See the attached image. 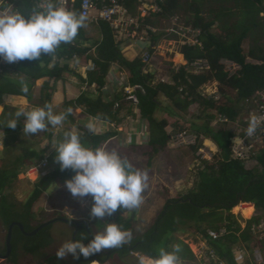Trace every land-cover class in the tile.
I'll return each instance as SVG.
<instances>
[{"label": "trees", "instance_id": "16d2710c", "mask_svg": "<svg viewBox=\"0 0 264 264\" xmlns=\"http://www.w3.org/2000/svg\"><path fill=\"white\" fill-rule=\"evenodd\" d=\"M1 1L2 11L9 9L11 14L19 12L25 16L44 11L50 2L57 6L56 0L46 2L45 8L39 7L41 0ZM230 2L235 5V9L226 6ZM98 4L100 5L99 2ZM122 4L133 17H139L142 27L148 25L157 27L161 19H171L189 6L194 13V18L188 25L192 24L194 29L201 30L199 41L202 42V46L186 45L182 54L190 65L198 60H206L210 69L201 74L190 75L186 71L187 68H181L178 73L173 74L174 85L154 84V75L144 72L146 64L142 58L129 60L124 55L120 47L121 42L117 38L118 32L110 22L87 20L88 24L97 28L101 39L90 38L83 27L73 41L62 43L54 53L42 55L37 61L25 59L12 64H0V105L6 95L25 97L30 100L34 84L40 80L43 82L44 91L48 90L46 103L51 105L52 93L49 91L55 90V86H50V80L58 82L66 73L75 75L81 84L88 87V90L75 100L65 101V111L62 113H67L66 119L73 123L74 117L71 111L84 108L85 114L89 117L116 125L125 124L129 118L135 121L145 120L150 133L149 145L153 149V156L165 149L172 140L167 132L168 121L159 120L156 117L157 111L163 110L172 117L181 118L192 104L198 103L200 106L198 120L204 122L193 123L191 130L196 133L198 142L210 139L218 146L219 160L213 165H208L205 161V168L198 170V182L195 187L186 195L168 200L154 225L146 232L130 237L129 244L124 243L107 255H93L84 261L81 260L84 258L81 256L78 260L76 259L77 264H91L94 261L105 264L108 257L114 254L124 258L132 252L141 253L156 261L162 250L173 251L174 244L180 246V252L177 253L179 259H192L194 255L189 246L176 238V235L184 232L189 224H194L197 232L203 236L220 262L242 264L234 252V247L242 244L244 249L240 250L251 253L248 259L250 263L257 250L264 251V237H260L264 232L262 230L264 225V150L255 154L250 151L249 160L234 159L233 148L236 146L237 139L240 138L238 133L230 130L228 126L238 121L242 111L250 112L251 101L259 93L264 92V49L256 45L249 54H246L243 49V43L248 37L258 33L260 29L264 31V16L261 17L264 14V0H157L156 5L160 11L152 12L146 17L140 15L139 7L142 3L139 0H125ZM69 9L80 14L81 0H75L72 5L70 3ZM205 14L212 19L207 20L203 16ZM234 17L238 18L232 22ZM219 22H225V24L220 26L222 34L218 35L213 28ZM149 34L153 42L158 40L156 33L149 31ZM259 37L255 38V44L259 42ZM153 52L154 50H151V53ZM82 57H86L87 62L94 65V68L87 72L86 77L70 67L71 62L78 61ZM248 57L255 59L258 63H249ZM223 60L233 62L240 69L234 75H230L225 71ZM114 65L129 71L128 83L133 89L130 94L125 93L124 89L114 95L104 93ZM211 81H217L223 87L232 88L236 91V98L229 97L222 88L220 101L202 96L200 87ZM25 85L28 88L27 93L22 91ZM181 88H183L182 91ZM94 90L95 93L92 92ZM161 95L172 104L164 106L160 101ZM68 109H71L70 113L67 112ZM136 109L138 114L135 112ZM18 110L20 109L5 108L0 121V133L4 135L5 151L8 154L11 153L9 156L11 160L7 165L9 167L0 169V221L7 230L12 223L20 222L26 232H32L40 226L32 224L35 204L44 197L58 178L65 182L75 173L72 169L61 170L59 166L58 170L45 175L36 184L34 192L22 209L9 200L5 191L13 186L20 173H27L30 168L46 159L47 153L46 149L36 150L26 146L27 148H23L19 156H14L11 147L13 148L14 145L18 147L19 140L21 141L24 117L20 118L15 129L8 127L7 124L16 119L14 115ZM9 113H14L13 118L7 117ZM216 120H219L221 124L217 130L212 125ZM246 134H242L241 139L245 138ZM117 135L118 132L93 134L91 131H85L80 137L84 146L96 149L101 148L106 141ZM48 137L51 141L52 136ZM206 143L215 149L216 146L211 141L207 140ZM191 148L195 152L199 146ZM245 161H255L256 166L248 169ZM242 204H253L262 213V216L250 220L244 230L231 214L233 208ZM224 213L227 214L224 216ZM112 219H115L122 230L130 232L132 219H124L118 214V210L112 216H108L107 220ZM226 221L228 222L225 225L226 232L221 234L223 226L220 223ZM53 224H48L33 237L23 234L19 227H15L12 238L13 250L8 263L18 264L19 257L24 254L43 260L48 259L47 264H67L62 259L58 260L56 256L47 258L44 254L45 250L54 243L50 234ZM95 225L102 228L105 224L101 219H96ZM73 227L76 229V226ZM210 232L217 233L218 237L214 238ZM92 233L91 226L86 228L84 224H81L76 239L87 244L94 236ZM6 252L5 240L4 246H0V254L5 255Z\"/></svg>", "mask_w": 264, "mask_h": 264}, {"label": "rangeland", "instance_id": "374dc122", "mask_svg": "<svg viewBox=\"0 0 264 264\" xmlns=\"http://www.w3.org/2000/svg\"><path fill=\"white\" fill-rule=\"evenodd\" d=\"M192 1V0H191ZM230 4V5H229ZM226 6L232 7L235 9V5L231 2ZM2 1L0 0V15L11 14L9 9L5 12L1 9ZM219 7V5H216ZM140 8V7H139ZM147 9V11L159 12L156 6L152 5H143L139 9L140 15L142 17L147 16L142 9ZM184 11L177 14L174 18L171 19H161L158 26H143L141 30H135L134 26H128L123 29L126 38L134 39L136 44L138 42L143 46V52H138V57L142 58L143 62L146 64L144 72L151 73L154 75L155 81L154 84L166 83L174 85L173 74L178 73L181 68H187L186 71L190 75H197L208 70L202 69L193 70L191 65L185 59L184 54H182L183 48L186 45L202 46V42L199 41L201 36V30L194 29L191 21L194 18V13L189 8L185 7ZM215 8V6H213ZM217 9V8H216ZM238 12V11H236ZM148 13V12H147ZM214 15V14H213ZM207 20L212 19L208 14L203 15ZM264 14L261 15V17ZM238 17H234L231 21H236ZM139 19V17H136ZM243 22V21H242ZM223 23H217L213 28V31L216 34H222L221 25ZM85 29L88 33V36L93 39L99 38V32L95 26L85 23ZM263 29V28H262ZM154 31L157 34L158 40L153 42L149 31ZM152 31V32H153ZM258 33L252 34L246 39L243 43V49L246 54H249V51L256 45L262 46L264 49V31L261 29L257 31ZM259 37V42L255 44L256 39ZM138 39V40H137ZM141 51V49H138ZM151 50H154L151 53ZM127 58V52L123 51ZM130 55V54H129ZM150 56L149 60H146L147 56ZM0 64L6 65L9 64L2 59H0ZM249 63L257 64L258 62L251 57H248ZM225 71L230 75H234L238 70V66H233L229 63H224ZM70 67L73 70H77L78 73L87 76V72L93 68L92 64L87 62L86 57L79 58L78 61H73L70 64ZM124 71L121 75L123 84L129 79V71L123 68ZM127 78V79H126ZM50 86H55L54 89H50L51 94V107L54 114H59L65 111L64 103L66 100H75L74 97L69 96L75 92L72 87L77 88L80 92L82 86L88 90L85 85L81 84L80 80L75 77V75H70L68 73L64 74V78L55 82V80H50ZM67 87L69 90L68 93H64V88ZM124 86V85H121ZM52 88V87H51ZM221 88L223 89L229 97L236 98L237 94L232 88L223 87L217 81H211L202 85L199 89L201 95L206 98H215L217 101L222 99ZM125 93H131L132 88L127 86L123 87ZM54 90V91H53ZM113 90V88L104 89V93L107 94L108 91ZM122 90V89H121ZM181 91L183 88L180 89ZM48 90L43 89V82L37 81L34 84L32 91V98L29 100L25 99V103H21L19 99H11L10 101L6 100L3 103H9V105L14 106L18 109H23L25 111H30L35 107H44L46 104V93ZM84 92V90L82 91ZM95 93V90L92 91ZM65 95V97H64ZM254 110L256 111H242L238 121H236L231 126H228L230 130L236 131L238 133V138L236 146L233 148V157L242 158L240 154L241 150L244 148V144L247 141V138L241 139L242 134H246L248 122L252 117H262L264 116V92L259 93L255 99ZM160 101L164 106H170L172 103L165 96H160ZM251 101V102H252ZM262 104L263 106L259 105ZM0 117L3 112V105H0ZM84 108H78L72 110L71 113L74 117V122H70L65 119L61 125L49 126L44 132H38L36 134L24 135L21 133V141L19 140L18 147H11L14 153V156L20 155L23 148H32L36 150H47L46 160L41 163V168L39 172H24L20 173L17 180L14 182L13 186L5 191V194L9 197L11 202H14L19 209H22V206L30 198L31 194L36 188V184L47 174L58 170L59 163L55 161L57 155L55 147L63 142L64 135L66 132L77 131L79 135H83L85 131H90L86 126L89 122H93L94 118L89 117L85 114ZM137 114L138 110L136 109ZM14 113L7 114L8 118H13ZM200 115V106L198 103L192 104L181 118L172 117L169 113L165 111H157L156 117L159 120H167L168 127L167 132L171 135V142L168 146L161 150L158 154L152 156L153 149L149 145L150 133L147 126V121L139 119L132 120L127 119L125 124L116 125L114 123L101 122L95 120L97 125L94 131H91L93 134H111L112 132H118V135L111 137L102 145V149L112 152H117L122 159H127L133 166V169H138L142 172H147L148 181L147 186L142 193V203L137 208L133 209H118V214L121 215L124 219H132V228L130 230V237L138 236L150 229L159 214L163 210L165 204L170 199H176L183 195H186L190 190H192L196 183L198 182V170L205 168L204 162L207 161L208 165L217 164L219 160V148L218 146L210 139H203L199 142L197 141V135L194 131L191 130V125L193 123L202 124L204 121L198 120ZM15 117V115H14ZM15 119V118H14ZM260 119V118H259ZM25 120V118H24ZM23 120V122H24ZM1 121V118H0ZM261 122V119H260ZM213 127L217 130L221 127L219 120H216L212 123ZM49 135L52 136V140H49ZM209 140L213 143L215 149L212 146L208 145L206 141ZM4 136L0 137V169H4L9 164V157L11 153L5 151L4 146ZM23 142V143H22ZM202 142V143H201ZM251 148H253V154L264 150V139L261 142L258 141H249ZM253 142V143H251ZM201 143V145L199 144ZM238 143V144H237ZM27 146V147H26ZM192 146H199L195 152L192 150ZM86 147V146H85ZM10 158V159H9ZM247 162V161H245ZM248 169L254 168L256 166L255 161H248L246 164ZM92 206V197L86 196L83 198L73 197L68 191L65 182L61 179H57V182L50 187L49 190L45 193L44 197L40 199L35 204L34 207V218H32V224L34 226L40 225L42 223L52 221L59 216L66 215L69 218L73 219H88L92 222V232L93 235L102 232L109 223H116L115 219L108 221V216L101 219L104 222V227L99 228L95 225V218L90 217V210ZM254 214L252 217H245L242 215V212L235 211L234 208L231 211L240 224L241 228L244 230L247 228L250 220L255 217L262 216V213L257 210L254 206ZM135 212V216H134ZM227 213H224V216ZM248 218V219H246ZM117 224V223H116ZM228 222L220 223L222 225L221 234H225L226 227L225 225ZM257 227V226H256ZM260 228V227H257ZM264 230V225L262 226ZM77 230V229H76ZM74 227L70 224H66L61 221H54V224L50 230V234L54 240V243L45 250L44 254L47 258L55 257V252L61 245L69 240L73 239L76 233ZM8 230L0 221V246L3 247L5 244L6 236ZM212 234V233H211ZM259 236V235H257ZM260 237H264V232ZM177 240L183 241L187 244L194 255V258L182 260L178 259V264H225L220 262L216 257L214 251L211 250V247L207 244L206 240L197 232L194 224H189L185 227V231L176 235ZM129 244V242H126ZM242 244H239L234 247V252L237 255L239 262L242 264H257L255 262V254L251 262L248 263L251 253L248 251L244 253L240 249H244ZM176 247V244L173 245V248ZM113 249H106L100 252V255H107ZM258 251V250H257ZM256 253V252H255ZM264 256V251L261 252ZM45 259V258H44ZM67 264H77L76 259L69 254L66 258L62 259ZM254 263H253V262ZM48 259H39L31 256L22 254L19 257L18 264H47ZM258 262H261V258H258ZM155 264V260L150 259L141 253H130L128 257H120L118 254H114L112 257H108V261L105 264ZM0 264H10L7 261L0 260ZM91 264H100L99 262H92Z\"/></svg>", "mask_w": 264, "mask_h": 264}, {"label": "clouds", "instance_id": "9594fccd", "mask_svg": "<svg viewBox=\"0 0 264 264\" xmlns=\"http://www.w3.org/2000/svg\"><path fill=\"white\" fill-rule=\"evenodd\" d=\"M87 19L88 17L83 13L77 14L63 7H57L51 2L47 4L44 11H37L29 16L19 12L0 15V59L9 64L25 59L37 61L42 55L54 53L62 43L73 41L78 31L85 26ZM222 62L237 66L227 60ZM238 68L240 69L239 66ZM22 91L27 93L26 85ZM70 111L71 109L67 110L69 113ZM66 116L67 113L54 114L51 105L46 104L44 107H35L30 111L18 110L15 113L16 119L9 121L7 126L15 129L17 122L24 117V135L36 134L44 132L49 126L61 125ZM86 127L94 131L97 127L95 120L89 122ZM257 127V119L252 117L247 128V135L251 136L255 133ZM55 150L57 153L55 161L59 163L61 170L72 169L75 173L65 181L71 195L80 198L92 197L91 218L103 219L106 216H112L118 209H133L142 203V193L147 186L148 174L133 169L132 164L127 159H122L117 152L85 147L77 131L66 132L63 142L59 143ZM253 150L252 148L250 151ZM45 160L43 159L27 172L37 168ZM63 220L77 221L62 215L40 226L54 223V221L70 224ZM78 222L83 224L84 221L78 220ZM129 239V232L122 230L116 223H109L87 244L80 239L65 241L55 255L58 260L66 258L69 254L77 260L81 256L88 258L106 249L118 248ZM179 252V245L171 252L162 250L155 264H178L177 253ZM259 257L262 262H258ZM8 259L0 260L8 263ZM255 259L257 264H264L261 251L256 252Z\"/></svg>", "mask_w": 264, "mask_h": 264}, {"label": "built area", "instance_id": "2783aa9c", "mask_svg": "<svg viewBox=\"0 0 264 264\" xmlns=\"http://www.w3.org/2000/svg\"><path fill=\"white\" fill-rule=\"evenodd\" d=\"M49 1L51 0H41L39 3V7L45 8L46 2H49ZM124 1L125 0H95V1L94 0H81V13H83L84 15L88 17L87 20L89 22H97L98 20H105L107 22H110L112 26H114L115 30H117L118 33L123 32V29H125V27H128V26H134L135 30H141L142 25L140 23V20L136 19V17H133L127 11V9L122 4L124 3ZM139 1L142 3L140 8H142L143 5H147V6L152 5V6H156L157 9L160 10L159 7L156 5L157 0H139ZM74 2L75 0H56L57 7H63L67 10H70L69 9L70 3L72 5ZM98 2L100 3V5L98 4ZM142 11L145 12L146 15L148 14L147 16L151 15V11H147L146 8L142 9ZM149 59H150V56L148 55L146 57V60H149ZM191 67L193 70H199V71H202V69H206V70L210 69L209 64L203 60L196 61L195 63L191 64ZM255 101L256 100L252 101V108H251L252 111H256L254 110V104H253ZM259 105L263 106L262 104H259ZM255 118L257 119L258 127L255 133H253L251 136L246 134L245 138H247V141L243 146L246 149L244 150L242 149L240 152V154L242 155V158L246 160H249V158L251 157V154L249 151L252 148L250 145H248L250 143L249 141L261 142L262 139H264V116L262 118L261 116L258 117L257 115ZM259 118L261 119V122ZM44 162L45 161H43V163ZM40 168H41V165H39L37 168L31 169L30 173H32L33 171L39 172ZM210 234L214 238L218 237L217 233L210 232Z\"/></svg>", "mask_w": 264, "mask_h": 264}, {"label": "crops", "instance_id": "0c3cea01", "mask_svg": "<svg viewBox=\"0 0 264 264\" xmlns=\"http://www.w3.org/2000/svg\"><path fill=\"white\" fill-rule=\"evenodd\" d=\"M174 18V17H173ZM92 25V24H91ZM126 34H125V32H121V33H118V36H117V38H118V41H120L121 42V49H122V51H125V52H127L128 54V56H130L131 58H128L129 60H134L135 58H137L138 57V52H143L144 50H143V46H141L140 45V43L138 42V44H136L135 43V41H133L134 39H131V38H126ZM97 39H101L100 38V35H99V38H97ZM138 40V39H137ZM138 49H141V51L140 50H138ZM124 53V52H123ZM130 54V55H129ZM124 55H125V53H124ZM188 62V61H187ZM92 66H94L93 64H92ZM123 71H124V69H122V68H120V66L119 65H114L113 67H112V69H111V72H110V75H109V78H108V85H107V89H110V88H113V90H111V91H108L107 92V95H114L115 93H117V92H119L121 89H123V87H125V86H127L128 85V79H127V82L126 83H124L123 84V81H122V79H121V75H122V73H123ZM121 85H124V86H121ZM62 88H64V93L66 94V93H68V89H67V87L65 86V87H62ZM72 89L74 90L75 89V92L74 93H72V94H70L69 96H71V97H74L75 95H76V98L75 99H77L83 92V90L84 91H86V89H85V87L84 86H82V90H80V92H78V95H77V91H79L77 88H75V87H72ZM88 89V88H87ZM64 97H65V95H64ZM13 98H15V99H21V98H25V97H20V96H9V95H6L5 97H4V100H3V102L4 101H10L11 99H13ZM2 105L4 106L3 107V112H2V115H1V117L0 118H2V116H3V113H4V111H5V108H7V107H10V108H16V107H14V106H11V105H9V103L7 102V103H2ZM94 120H97V119H94ZM102 122V121H101ZM2 136H4L3 135V133H0V137H2ZM249 205H252V204H243V205H240V207H241V211L240 212H242V208L243 209H245V208H247ZM254 206V205H253ZM75 220H80L81 222L82 221H86V222H88L89 223V226H91V229L93 228L92 227V222H90V220H88V219H84V218H81V219H75ZM84 224V223H83Z\"/></svg>", "mask_w": 264, "mask_h": 264}, {"label": "water", "instance_id": "95a60500", "mask_svg": "<svg viewBox=\"0 0 264 264\" xmlns=\"http://www.w3.org/2000/svg\"><path fill=\"white\" fill-rule=\"evenodd\" d=\"M65 222H68L70 224H73L76 226V233H75V236H74V240H76V234L81 226V223L78 222V221H72V220H63ZM84 225L86 226V228L89 227V223L84 221L83 222ZM48 224L50 223H46V224H43L41 225L40 227H38L37 229H35L34 231L32 232H28L26 233L25 232V229H24V226L22 225V223H12L9 227V230H8V235H7V240H6V246H7V253L5 255H2L0 254V259H3V260H7L11 254H12V250H13V247H12V238H13V230H14V227H19L21 229L22 232H25V235L29 236V237H33L35 236L39 231H41L43 228H45L46 226H48Z\"/></svg>", "mask_w": 264, "mask_h": 264}, {"label": "bare ground", "instance_id": "6f19581e", "mask_svg": "<svg viewBox=\"0 0 264 264\" xmlns=\"http://www.w3.org/2000/svg\"><path fill=\"white\" fill-rule=\"evenodd\" d=\"M19 101L21 102V103H25V99L24 98H21V99H19ZM1 108V107H0ZM243 205V204H242ZM246 205V204H245ZM248 205V204H247ZM234 210L235 211H241V207L239 206V207H236V208H234ZM254 212H255V210H254V206H253V204L252 205H249L247 208H245V209H243L242 208V215H244L245 217H252V215L254 214ZM246 219H248V218H246Z\"/></svg>", "mask_w": 264, "mask_h": 264}, {"label": "flooded vegetation", "instance_id": "af4514ba", "mask_svg": "<svg viewBox=\"0 0 264 264\" xmlns=\"http://www.w3.org/2000/svg\"><path fill=\"white\" fill-rule=\"evenodd\" d=\"M15 223H18V222H15ZM17 227V226H16ZM26 232V231H25ZM25 232H23V234H25ZM26 233H28V232H26ZM97 255H100V253H98V254H96L95 256H97ZM91 257H88V258H81V260H88V259H90Z\"/></svg>", "mask_w": 264, "mask_h": 264}]
</instances>
